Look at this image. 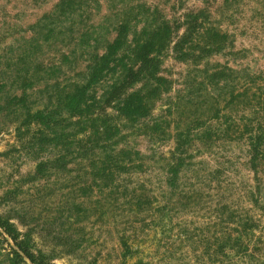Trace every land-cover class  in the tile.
<instances>
[{"label": "rangeland", "instance_id": "obj_1", "mask_svg": "<svg viewBox=\"0 0 264 264\" xmlns=\"http://www.w3.org/2000/svg\"><path fill=\"white\" fill-rule=\"evenodd\" d=\"M83 1L71 35L45 41L39 22L62 0H0V217L28 241L40 264H264V154L233 132L235 125L258 127L264 105V0ZM147 8L172 25L201 13L226 40L203 59L180 61L173 44L187 28L174 32L159 72L170 82L168 91L134 126L117 121L121 131L113 140L92 131L74 138L80 126L64 110L59 129L17 120L13 96H23L17 85L26 76L18 79L10 66L30 39L39 46L34 67L53 68L64 55L72 61L27 90L26 104L37 109L49 103L57 83L84 81V34L96 31L113 41L128 12ZM218 69L234 71L230 90L243 93L235 102L218 96L217 88L208 87L216 94L210 100L206 91L198 94L207 73ZM144 88L141 83L134 91ZM210 104L219 105L222 117L207 118ZM196 114L206 124L185 145L178 128L193 127ZM209 126L211 136H196ZM0 264H36L1 227Z\"/></svg>", "mask_w": 264, "mask_h": 264}, {"label": "trees", "instance_id": "obj_2", "mask_svg": "<svg viewBox=\"0 0 264 264\" xmlns=\"http://www.w3.org/2000/svg\"><path fill=\"white\" fill-rule=\"evenodd\" d=\"M85 3L83 0H62L54 14L43 18L39 22V31L42 32V36L45 34V41H51L56 36L65 40L70 36L77 17H82L84 14ZM143 7L145 6L143 5L141 9ZM137 8H140V5ZM128 13L130 14L125 13V17L117 23L114 29L116 37L113 41H109L104 34L101 36L96 31L84 34L82 45L85 46V61L88 63L85 73H80V75H84V81L67 83V86L57 83L51 91V83H46L44 91H50L48 93L49 103L43 108L37 109H34L35 103L26 104L27 99L25 97L29 98L27 90L40 84L42 80L47 82L55 72L63 71V65L67 63V59L70 63L72 61L70 57L68 58L69 55H64L61 64L53 66V68L34 67L38 59L39 46L33 47L35 39H30L29 45L24 47L17 62L10 66L12 67L11 72L18 79L26 76L23 82L17 85L18 89L23 91V96L20 98L13 96L14 113L17 120L21 118L24 124L28 126L36 123L48 129L51 126L59 129L63 121L62 118L59 119L58 117L62 115L61 111L64 110L68 114L67 119H77V125L80 126L76 133L71 135L74 138L88 131L89 136L92 133L95 135L102 134L100 138L106 141L113 140L120 135L121 131L117 121L125 119L128 124L134 126L135 122L149 114L154 102L168 91L170 82L160 76L159 72L162 55L170 47L174 32L176 35L180 28H187L184 34L177 35V40L173 44V51L178 54L177 59L180 61L203 59V55L209 56L210 53L220 49L219 44L226 40L225 34L214 31L211 26L205 25L208 21L203 15L200 16L201 13L197 15L187 14L183 22L173 25L166 18L159 22L156 16L157 9L152 13L150 8L138 13L133 11ZM140 16L141 20L145 18L147 21L144 27L138 29L137 24L141 22ZM90 40L93 41V44H90ZM200 44L201 46H199ZM102 48L104 51L100 53L99 50ZM197 50L199 53H196ZM232 73L234 71L231 69H218L208 72V78L206 81H202L201 86L197 89L198 94L206 91L205 93L210 96L208 100L213 99L216 94L218 96L230 95L229 101L235 102L243 93H236L234 87L230 90V86L234 85ZM106 78H109V82L101 92H98V85L102 84ZM17 82L18 80H14L13 88ZM56 82L60 81L57 80ZM141 83H144V90L134 91L135 86ZM208 87L217 88L218 93L214 94L215 91L213 90L208 91ZM206 101L204 102L205 106H208ZM196 104L192 105L196 107ZM262 104H264V100ZM218 106L210 104V112L212 113L207 118L222 117ZM108 109L114 110L116 116L110 115ZM258 111L262 112L257 123L258 127L255 128L246 124L242 130L235 125L233 132L248 136L252 151L256 154H264V105ZM191 122L194 124L193 127L190 125L186 129L178 128L177 138L179 141H183L185 145L192 141L193 130L202 128V125L206 124V119L204 115L201 117L196 114ZM156 124L157 130L160 127L158 122ZM212 131L214 129L209 126L204 129L202 134L196 136H209L208 134L211 136ZM61 134L62 139H66L67 136ZM81 142L82 140H79L77 144L79 145ZM80 150H82L81 147ZM74 152L79 153L81 151L76 150ZM0 227L16 242L18 248L32 262L40 264L37 263L35 255L31 253L28 241L19 238V234L13 225L0 217ZM15 254L19 259H23L18 252L15 251ZM22 263H25L24 260Z\"/></svg>", "mask_w": 264, "mask_h": 264}]
</instances>
